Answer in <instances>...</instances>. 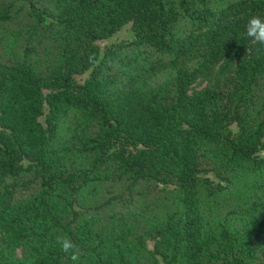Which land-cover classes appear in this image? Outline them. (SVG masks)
Here are the masks:
<instances>
[{
  "label": "trees",
  "instance_id": "1",
  "mask_svg": "<svg viewBox=\"0 0 264 264\" xmlns=\"http://www.w3.org/2000/svg\"><path fill=\"white\" fill-rule=\"evenodd\" d=\"M250 15L264 0H0V264H74L58 234L75 264H264Z\"/></svg>",
  "mask_w": 264,
  "mask_h": 264
},
{
  "label": "rangeland",
  "instance_id": "2",
  "mask_svg": "<svg viewBox=\"0 0 264 264\" xmlns=\"http://www.w3.org/2000/svg\"><path fill=\"white\" fill-rule=\"evenodd\" d=\"M132 31V27L131 24H127L125 26L122 27V29L120 31H118L117 33H115L114 35H112L111 37L107 38V39H102V40H98V43L100 45L101 50L107 48L108 46H112V45H116L117 43H124L130 40L131 36H130V32ZM236 62L233 63V68H234V64ZM221 71L220 66L216 65L215 66V72L218 74ZM89 75V71H85L84 73L77 75V79L79 81H84V79ZM215 75V74H214ZM217 77L215 76H209V75H199L196 80L194 81V83L191 86V90H197L200 89L206 85H209L210 83H212V81L216 80ZM68 127V123L67 124H62L61 126V134L65 133ZM228 209H230V206L228 204L225 205V211L223 212V214H225ZM2 232H0V238L2 237ZM151 248L154 245V240H148L147 241ZM10 255L16 257V256H23V251L21 249H16L13 252H10ZM136 260L138 261V264H154L153 258L149 255H147L146 253H140V255L138 257H136ZM163 260L160 259L159 262H157L156 264H163Z\"/></svg>",
  "mask_w": 264,
  "mask_h": 264
},
{
  "label": "clouds",
  "instance_id": "3",
  "mask_svg": "<svg viewBox=\"0 0 264 264\" xmlns=\"http://www.w3.org/2000/svg\"><path fill=\"white\" fill-rule=\"evenodd\" d=\"M244 34L253 45H258L257 51H264V17L260 15H250L244 25ZM56 244L59 245L63 253L68 254L74 262H78L81 257L79 246L67 234H58Z\"/></svg>",
  "mask_w": 264,
  "mask_h": 264
}]
</instances>
